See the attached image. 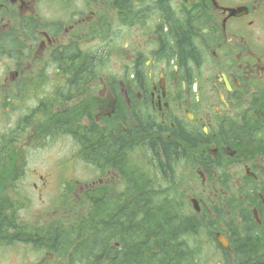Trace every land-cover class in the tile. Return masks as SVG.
Instances as JSON below:
<instances>
[{
    "label": "flooded vegetation",
    "instance_id": "1",
    "mask_svg": "<svg viewBox=\"0 0 264 264\" xmlns=\"http://www.w3.org/2000/svg\"><path fill=\"white\" fill-rule=\"evenodd\" d=\"M108 11L127 17L120 25L134 36L123 40L102 16ZM185 31H192L198 59L183 63L178 35ZM91 43L93 50L86 46ZM100 43L118 45L114 60L119 71L69 70L71 59L84 64V49H90L86 54H93L99 64ZM38 62L44 64L33 70ZM0 65L4 122L0 159L5 160L0 173L9 176L6 186L17 187L23 174V142L24 148L27 139L31 144L33 137L61 135L77 144L83 160L95 148L94 163L87 162L94 169L93 177L82 183L76 180L78 192L72 198L84 201L93 191L97 211L103 205L111 210L108 215H95L93 260L87 252L80 259H72V253L60 257L44 245L33 244L32 231L31 241L14 240L44 252L40 261L29 264H104V240L113 255L122 249L115 226L118 201L132 206L136 182L147 180L186 193L189 220L197 223L183 237L191 244V254L203 250L218 259L213 264H244L235 257L236 231L244 238L257 234V246L262 248L264 0H0ZM50 65L55 70L45 71ZM145 123L153 131L140 139L158 150L148 145L134 159V134L141 133ZM118 138L125 141L124 151L118 150ZM168 142L183 146V151L167 157L164 143ZM138 160L141 163L135 166ZM63 181L75 184L67 178ZM122 192L125 195L119 199ZM0 198V214L5 218L6 200ZM64 218L88 219L70 214ZM134 219L127 217L126 228L121 226L130 257L134 245L146 252L150 240L146 226L137 229ZM136 219L140 224L149 221L144 215ZM165 234L160 231L158 236ZM6 235L0 231V240ZM164 247L162 241L161 251Z\"/></svg>",
    "mask_w": 264,
    "mask_h": 264
},
{
    "label": "trees",
    "instance_id": "2",
    "mask_svg": "<svg viewBox=\"0 0 264 264\" xmlns=\"http://www.w3.org/2000/svg\"><path fill=\"white\" fill-rule=\"evenodd\" d=\"M178 43L181 48L183 63H185L189 58H193L194 60L198 59L197 50L192 43V31H185L179 34ZM73 56L74 55L71 53V57ZM84 57V64L71 59L69 70L78 71L83 67L85 71H94L97 64L94 63L93 54L85 53ZM140 128L141 133L134 134L133 148L137 146L143 147L144 145H149L154 151H157L158 148L156 145L147 144L140 139L141 137H145L146 139L152 133V125L145 123L142 124ZM148 131L150 132L147 133ZM123 143H125V141L118 138L119 151H124L127 147L125 144L123 145ZM164 144L166 147L167 157H172L169 156V153L174 155L177 152L179 154L180 151H183V146L181 145L178 146L172 142ZM169 148L170 150H168ZM1 150L2 148L0 147V152ZM84 158L93 164L95 158V148L91 147L90 152L88 155H84ZM117 158L118 160H121L123 155L118 153ZM4 164L5 160L0 159V167H4ZM7 179L8 177L4 179V183H1L0 181V184H5L6 186L7 183H9V180ZM149 179L152 178L150 177ZM92 192H90L89 197L84 200L81 205L78 204V209L71 214L88 217V219H80L78 221L69 222V224H51L52 226L50 225L51 227L49 226L47 228H33L30 226L26 228L23 224L19 226L16 225L15 220L12 218L14 217V213L8 211L9 207L12 206L10 199L5 198L6 217L2 218L0 214V231H6L7 235L5 240H18L26 237L28 238V241H31L29 233L33 231V244H36L39 247L44 245L49 250H52L61 256L72 253L77 258H81L83 256V252H87L90 253L93 260L95 255V215H108L111 210L108 206L103 205L97 211L95 196ZM124 195L125 193L122 192L119 199L124 197ZM132 199L134 203L132 206H128V208L127 204L123 203V205H121L120 200L118 201V208H116L117 222L115 226H118L119 233L117 237L121 240L122 249L116 252V255H113L109 252L106 246L109 242L104 240L101 251L102 259L106 261L104 264H192V254L189 251V247L183 237L185 234H189L194 231L197 223L189 220L191 212L189 210L185 194L182 191H172L161 185L156 186L152 181L147 180L144 183L136 182L132 192ZM0 208L3 209L2 205H0ZM111 214L113 215V213ZM142 215L148 217L149 221L141 224H134L137 226V229L141 225L146 226V237L150 236V240L147 243L148 248L146 252H144L138 248L139 245H134L132 257H130L127 251L128 239L126 237V231L122 230L121 226L126 228L127 217L132 216L135 218L134 221L139 222L136 217ZM177 217H180L181 220H178ZM109 225L110 224L107 223L106 226ZM144 226L141 228H144ZM160 231H164L166 233L164 238L158 236ZM73 233H87L90 235L78 236L73 235ZM103 233L106 232L104 231ZM152 234L154 235L151 238ZM104 237L105 235L102 234L101 240ZM139 237L140 236L138 234H135V242H139ZM258 239L257 234H252V232L245 238L237 231L234 233L233 245L236 250L235 257L238 263L264 264V253L260 254L259 251L262 252V250L258 248L259 246H257ZM162 241L165 243L163 251H161L160 248ZM68 245H70V247H68ZM72 245H74L75 248L72 249ZM174 248L178 249L179 253H175ZM230 258L232 259V257Z\"/></svg>",
    "mask_w": 264,
    "mask_h": 264
},
{
    "label": "rangeland",
    "instance_id": "3",
    "mask_svg": "<svg viewBox=\"0 0 264 264\" xmlns=\"http://www.w3.org/2000/svg\"><path fill=\"white\" fill-rule=\"evenodd\" d=\"M102 16L107 20L108 25L112 24L116 27L114 28L111 26L116 32L119 31L123 40L134 36L133 31L129 30L126 33V27L120 25L121 23H125L127 17H117L114 11H108ZM43 17L49 18V16ZM98 45L101 51V60L96 67L97 72L112 73L119 71L117 62L114 60L115 50L118 45L111 43H100ZM86 46L93 50L95 45L91 43ZM84 50V53H86L87 50ZM3 60L7 61L5 59ZM43 64L44 62L35 63L33 65V70H39L38 66ZM44 70L51 72L55 70V67L54 65H50L47 69L44 67ZM1 72L2 66L0 65V73ZM33 104H36L34 100ZM10 119H13V114L10 115ZM3 124L4 122L1 121L0 117V129L4 127ZM70 127L76 128V126ZM47 137L48 136L45 138ZM43 140L42 136L37 139L33 137V141L29 144V139H27L26 148H23V142L21 150H23L24 155H22V162L20 164V172L23 174L19 176L21 179H18L17 187H7L5 184H0V196L10 199L12 205L11 212L14 213V217L12 218L15 220V224L18 226L23 224L26 228L29 226L33 228H47L51 224L58 223L69 224L64 216L69 214L72 208L74 209V203L82 202V200L80 202L78 201L79 198L77 201H74L75 197L72 198L73 196H71L75 194V192H78L77 188L79 185L76 184V180L81 183L89 181L92 179L94 173L92 165L87 164L88 160H86L84 156L83 158L85 160L80 157L77 150L78 146L72 140L67 137L62 138L61 135L55 137L50 136V138ZM22 141H25V138H23ZM144 147H146V145H144ZM141 155H143V148L140 146L135 147L132 157L138 159ZM20 161L18 163H20ZM140 163L141 161L138 160L135 166ZM6 168H8V166H6ZM147 168H149L148 164ZM188 169L189 168H186L187 171ZM7 177L9 179L6 173H0L1 183H4V179ZM17 178L18 177L15 176L14 181L17 180ZM65 178L72 180L75 184L69 185L64 183L63 180ZM66 186L67 189L72 191V194H67L68 190ZM64 193L67 195V198L64 197ZM121 205H123V203H121ZM134 223L138 222L135 221ZM199 238L202 243H204L205 239L201 236H199ZM263 242L264 235L260 245L262 247H260L262 250V252L259 251L260 254L264 253ZM190 245L189 242L187 246L191 247ZM43 253L44 252H38V250H33L29 245L22 243L15 244V241L12 239L0 240V264H29L30 262H37L43 257ZM74 257L76 256H73L72 259H74ZM217 261V258H213L203 250H199L194 255L192 254V264H213Z\"/></svg>",
    "mask_w": 264,
    "mask_h": 264
},
{
    "label": "water",
    "instance_id": "4",
    "mask_svg": "<svg viewBox=\"0 0 264 264\" xmlns=\"http://www.w3.org/2000/svg\"><path fill=\"white\" fill-rule=\"evenodd\" d=\"M224 245H226V242H222Z\"/></svg>",
    "mask_w": 264,
    "mask_h": 264
}]
</instances>
